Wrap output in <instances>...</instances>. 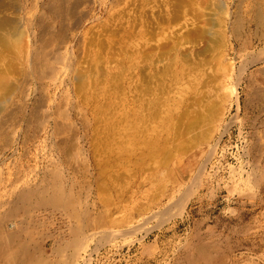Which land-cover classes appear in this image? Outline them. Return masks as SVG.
Returning <instances> with one entry per match:
<instances>
[{"label":"rangeland","instance_id":"rangeland-1","mask_svg":"<svg viewBox=\"0 0 264 264\" xmlns=\"http://www.w3.org/2000/svg\"><path fill=\"white\" fill-rule=\"evenodd\" d=\"M0 18L22 51L36 32L33 64L0 45V264H264V0H0ZM214 104L209 136L184 127Z\"/></svg>","mask_w":264,"mask_h":264},{"label":"bare ground","instance_id":"bare-ground-1","mask_svg":"<svg viewBox=\"0 0 264 264\" xmlns=\"http://www.w3.org/2000/svg\"><path fill=\"white\" fill-rule=\"evenodd\" d=\"M93 2V1H92ZM220 2V1H219ZM224 5V4H223ZM19 8V7H18ZM223 8H225V6H222V9ZM6 9V8H5ZM11 9V8H10ZM20 9V8H19ZM220 9H221V5H220ZM29 14V13H28ZM229 15V14H228ZM231 15V14H230ZM4 17H5V15H4ZM3 18V17H2ZM28 19V21H32L31 19H29V17L27 18ZM6 22H7V20H6ZM12 22H14V21H12ZM18 22H19V18H18ZM21 22V21H20ZM33 23V22H32ZM8 24V23H7ZM13 24V23H12ZM4 22H3V20L0 18V45H1V47L3 48V49H9V50H11L12 51V53H14L15 52V54L17 55L18 53H19V51L20 52H24L23 53V55L25 56L26 55V62L28 63V64H33L34 63V55H33V52H32V44H34V42H35V36H36V32L33 30V29H31L30 30V33H31V35H30V37H28V46H27V50H25L26 51V54H25V51L23 50H21V47H20V41H19V36H21L22 34L24 35V34H26V30H24V32H23V30L21 29L22 28V22H21V24L19 25V26H17V25H11L12 27H10L9 26V24H8V26L5 24L4 26ZM242 28V27H241ZM29 32V31H28ZM212 35H213V31H209ZM9 35L10 36V39H11V41H9V38H7V36ZM22 35V36H23ZM23 38V37H22ZM26 44H27V42H25ZM24 46V45H23ZM26 47V46H25ZM3 49H2V51H3ZM1 51V49H0V52H2ZM10 51V52H11ZM71 54V53H70ZM14 55V54H13ZM71 56V55H70ZM9 60V59H8ZM10 61V60H9ZM67 62V61H66ZM5 63V62H4ZM7 63V62H6ZM72 64H73V62H67V64H65L66 65V67H65V69H63V71H62V73H61V75H65V76H67V73H68V69L70 70L71 69V67H72ZM12 65V64H11ZM30 66V65H29ZM11 68H12V66H11ZM227 68V67H226ZM73 69V68H72ZM11 71V70H10ZM76 71H78V70H76ZM80 71V70H79ZM1 72V71H0ZM228 72V71H227ZM78 74H76V76H73L72 78H71V80H76V81H74V82H76V84L77 85H79L80 84V82H83V81H81L82 80V78H83V74H81V72H77ZM5 74H6V72H5ZM4 74V76H3V79H1L0 80V84L1 83H3V82H5V81H7L6 79V77H7V75H5ZM104 76V75H103ZM212 76V75H211ZM1 77V76H0ZM241 77V76H240ZM5 78V79H4ZM62 78V77H61ZM61 78H60V82H62L61 81ZM69 80V82H70V79H68ZM214 80V79H213ZM59 81V80H58ZM64 81H66V78H64L63 79V82ZM76 85V86H77ZM75 86V87H76ZM220 86V85H219ZM6 87H8V85L6 86ZM79 86H77L76 88H78ZM233 87H235V84L233 85ZM238 87V86H237ZM221 89V88H220ZM76 90V89H75ZM232 90H233V92H232ZM231 90V92H232V94H236V96H237V94H238V90H237V88L235 87V88H233ZM77 91V90H76ZM12 92V91H11ZM223 93V92H222ZM229 93V92H228ZM10 94V93H9ZM13 94V93H12ZM7 96H9L8 94H7ZM210 96V95H209ZM1 99H3L2 97H0ZM220 98V97H219ZM9 99V98H8ZM10 100V99H9ZM9 100H7V101H9ZM2 101H4V100H1V102ZM220 101V100H219ZM212 102V101H211ZM213 102H214V99H213ZM205 103V102H204ZM212 105H213V103H211ZM216 104H217V102H216ZM216 104H214L215 106H216ZM219 104V107H218V109H220V103H218ZM217 104V105H218ZM221 104H222V102H221ZM191 105H192V103H191ZM212 105H210L209 107H206V108H204V111H200V113H198L197 115L198 116H200L199 118H196L195 116V118L194 119H191L190 118V123L189 122H186V123H188V124H186V126L184 125V127H188V128H190V126H191V128L190 129H193V127H195L196 129H197V122L199 123V122H201V123H203V124H200L202 127H203V129L200 131V135L202 134V135H207V136H209L208 135V133H207V131L210 129V130H212V128H211V126L213 125V117H214V113H212V112H214L213 110V108H215V110L217 109V106L215 107H211ZM0 107H1V105H0ZM199 107V106H198ZM203 107V106H202ZM222 108V107H221ZM217 109V110H218ZM223 109V108H222ZM217 110H216V112H217ZM221 110V109H220ZM223 111V110H222ZM195 112V111H194ZM183 114V113H182ZM220 114H221V112H220ZM219 113L217 114L218 116L220 115ZM186 115V114H185ZM181 117V116H180ZM189 117H190V115H189ZM216 117V116H215ZM181 119H183L182 117L179 119V122L181 123ZM216 119V121H217V118H215ZM200 120V121H199ZM178 122V121H177ZM178 122V123H179ZM178 124V125H181V124ZM183 124H184V121H183ZM182 124V125H183ZM195 124V125H194ZM182 125H181V127H182ZM199 127V126H198ZM214 127V126H213ZM176 128V127H175ZM188 128H185V130L187 129V130H189ZM177 129H179V128H176V130ZM199 129V128H198ZM197 129V130H198ZM175 130V131H176ZM179 132L181 131V130H178ZM178 132V133H179ZM186 132V131H185ZM190 132V134H191V131H189ZM193 132V131H192ZM211 133V132H210ZM180 134V133H179ZM86 135V134H85ZM184 135V134H183ZM182 136V135H181ZM196 136H199V135H196ZM184 137V136H183ZM189 137V136H188ZM192 137H194V136H192ZM196 138V137H195ZM200 138V136L198 137V139ZM201 139V138H200ZM195 140V139H194ZM151 141H153V140H151ZM196 141H197V139H196ZM195 141V142H196ZM199 141V140H198ZM197 141V142H198ZM202 141L200 140V143H201ZM154 143H156V142H154ZM153 143V144H154ZM192 143V142H191ZM148 144H150L149 142H148ZM152 144V143H151ZM190 144V143H189ZM193 145H196L195 143L193 144ZM151 146V145H150ZM81 147V146H80ZM181 150H183V147H182V149ZM186 150V149H185ZM187 151V150H186ZM168 153V152H167ZM209 153V152H208ZM168 160V159H167ZM207 160H209V158L207 159ZM207 162V161H206ZM86 166V165H85ZM204 166V165H203ZM202 171V173L204 172L203 170H201ZM45 172V171H44ZM39 174V173H38ZM204 174V173H203ZM46 175V174H45ZM86 175V174H85ZM202 175H201V173L198 175V177L200 178ZM99 176H97V178H98ZM41 178V177H40ZM198 179V178H197ZM44 180V179H43ZM199 180V179H198ZM198 180H196L195 182H197ZM40 182V181H39ZM199 182H201V181H199ZM44 183H45V181H42L41 183H38L37 185H35L34 186V188L31 186L30 188H28L27 190H30V191H32V193L33 192H38V191H42L41 190V188L44 186ZM50 183V182H49ZM198 183V182H197ZM62 185V184H61ZM44 188V187H43ZM24 189V188H23ZM26 190V191H27ZM44 190V189H43ZM24 192H26L25 190H23ZM22 191V192H23ZM22 193V196H23V194L25 195V193ZM28 192V191H27ZM44 192V191H43ZM31 193V194H32ZM40 193H42V192H40ZM18 194V193H17ZM27 194V193H26ZM34 194V193H33ZM38 194H39V192H38ZM188 194V193H187ZM20 195H21V193H20ZM28 195H30V193L28 194ZM37 195V194H36ZM19 196V195H18ZM38 196H40V195H38ZM42 196H44V194H42ZM55 196V195H54ZM59 196H60V194H59ZM187 196V195H186ZM29 197V196H28ZM53 197V196H52ZM183 197V196H182ZM18 198H20V196L18 197ZM26 198V197H25ZM29 198H31V197H29ZM43 198V197H42ZM62 198V197H61ZM78 198V197H77ZM14 199H16V198H14ZM10 200V201H7L8 203H5V204H8V207H9V209L12 207V204H14V202L16 201V200ZM37 199V198H36ZM52 199V198H51ZM182 199V198H181ZM186 198H183L182 200H178V203L177 204H175V203H173V204H175V206L177 205V206H179V208L181 207V206H185V204H186V200H185ZM20 200V199H19ZM60 200V199H59ZM57 201V200H56ZM179 201H181V202H179ZM187 201H188V199H187ZM21 202V201H20ZM51 202V201H50ZM58 202V201H57ZM4 204V205H5ZM18 204V203H17ZM172 204V205H173ZM15 206V205H14ZM19 206H22V205H19ZM57 206V205H56ZM16 207H17V205H16ZM14 208V207H13ZM171 208V207H170ZM183 208V207H182ZM16 209L17 208H15L14 210L16 211ZM169 209V208H168ZM173 209V208H172ZM170 210V209H169ZM169 210H168V212H167V214H173V212H169ZM173 211V210H172ZM86 212V211H85ZM160 214H161V212L160 211H158ZM157 212V213H158ZM163 212V211H162ZM166 212V211H165ZM158 213V214H159ZM156 214V213H155ZM166 214V213H165ZM162 216H165L163 213L161 214ZM8 216H10V215H8ZM156 217H157V215H155ZM154 216V217H155ZM161 216V217H162ZM153 217V218H154ZM168 217V216H167ZM150 218V217H149ZM170 218V217H169ZM168 219V218H167ZM165 217H164V220H167ZM7 220V219H6ZM163 219H161V221H162ZM12 221V220H11ZM160 221V222H161ZM149 222V221H148ZM164 222H166V221H164ZM77 223V222H76ZM80 223V222H79ZM147 223V222H146ZM5 224V223H4ZM10 224H12V223H10ZM140 225V224H139ZM142 225H144V224H141V227H142ZM157 226V225H156ZM140 226H138V229H141V228H139ZM143 228V227H142ZM110 231L108 230V232H105L106 234L107 233H109ZM110 233H114V232H110ZM104 236V235H103ZM111 236V235H110ZM106 237V236H105ZM114 237V236H113ZM112 237V238H113ZM84 238V237H83ZM104 238V237H103ZM102 238V239H103ZM107 238H109V235L107 236ZM106 238H104L103 240H105ZM85 240H88L87 238L85 239ZM106 240H109V239H106ZM83 241H84V239H83ZM109 242V241H108ZM86 243V242H85ZM80 244H82V243H80ZM89 245V244H88ZM85 250V249H84ZM79 257V256H78ZM86 259V258H85Z\"/></svg>","mask_w":264,"mask_h":264}]
</instances>
